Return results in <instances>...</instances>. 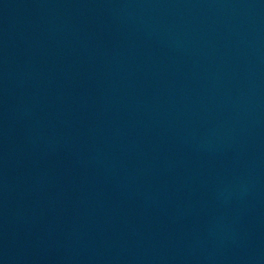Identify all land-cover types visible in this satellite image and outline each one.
I'll list each match as a JSON object with an SVG mask.
<instances>
[{
    "label": "water",
    "instance_id": "water-1",
    "mask_svg": "<svg viewBox=\"0 0 264 264\" xmlns=\"http://www.w3.org/2000/svg\"><path fill=\"white\" fill-rule=\"evenodd\" d=\"M253 264H264V242H262Z\"/></svg>",
    "mask_w": 264,
    "mask_h": 264
}]
</instances>
